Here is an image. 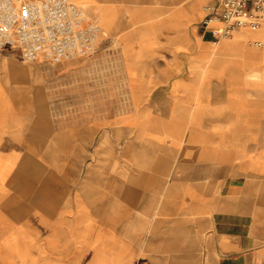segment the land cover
I'll return each instance as SVG.
<instances>
[{"label":"crops","instance_id":"crops-1","mask_svg":"<svg viewBox=\"0 0 264 264\" xmlns=\"http://www.w3.org/2000/svg\"><path fill=\"white\" fill-rule=\"evenodd\" d=\"M77 1L129 82L125 115L110 117L121 134L110 199H86L85 169L39 167L54 125L24 124L20 92L0 77V264H38L59 247L69 264H84L87 250L100 259L89 264H264V29L220 37V22L204 24L215 0ZM71 128L84 154L85 124L63 134ZM119 145L133 194L121 218Z\"/></svg>","mask_w":264,"mask_h":264},{"label":"rangeland","instance_id":"rangeland-1","mask_svg":"<svg viewBox=\"0 0 264 264\" xmlns=\"http://www.w3.org/2000/svg\"><path fill=\"white\" fill-rule=\"evenodd\" d=\"M70 1L80 7L85 19L83 21L85 29L86 24L94 21L87 14V5L78 3L77 0ZM89 34L90 32H86V37ZM90 36L82 54L58 63L26 60L21 52L14 48L0 50V77L4 78L8 92H20L24 124L36 126L39 123L44 125L45 122H52L54 125L53 139H44L43 142L48 151L37 154L39 167L54 168L60 171L58 174H62L65 168L85 169L86 199H101L104 203L110 199L108 173L111 140L118 135L120 142L121 137L119 127L116 128L111 123L110 117L125 115L129 82L125 78L116 50L112 52L107 48L99 50V41L91 43ZM26 105H29L28 111L25 109ZM77 124H85V153L80 155L72 146L73 140L77 139L78 130L71 128L69 132L66 130L63 134V127H73ZM125 151L123 145H119L117 162L114 161V169L118 170V191L117 194L114 193V197H117L120 218L127 215L125 207L133 195L131 189L126 186ZM54 180L59 181L55 183L57 187L63 186L61 182L63 176H56ZM70 185L72 187L74 184ZM26 189L24 187V190ZM25 211L27 215L29 210ZM102 227L109 228V224H103ZM118 228L119 233L125 234L127 228L128 234L133 233L132 225H119ZM146 232L147 230L144 233ZM137 243L140 252L142 241L139 240ZM42 244L43 250H47L45 243ZM96 245L99 246L97 241L87 242V247H91L92 250ZM10 247H14V240L6 241V248ZM59 252L60 247L53 252L43 251L38 264H69L68 258L60 256ZM89 252L86 251L84 264H89L91 258L100 262L97 256L93 257V251L91 254Z\"/></svg>","mask_w":264,"mask_h":264},{"label":"built area","instance_id":"built-area-1","mask_svg":"<svg viewBox=\"0 0 264 264\" xmlns=\"http://www.w3.org/2000/svg\"><path fill=\"white\" fill-rule=\"evenodd\" d=\"M79 8L70 0H0V50L18 49L24 59L39 62L78 57L98 30L94 21L83 28ZM210 21L221 23L217 34L224 38L241 28L264 29V0H215L207 6L204 24Z\"/></svg>","mask_w":264,"mask_h":264},{"label":"bare ground","instance_id":"bare-ground-1","mask_svg":"<svg viewBox=\"0 0 264 264\" xmlns=\"http://www.w3.org/2000/svg\"><path fill=\"white\" fill-rule=\"evenodd\" d=\"M73 4L76 5L75 3H73ZM94 37H95L94 35L90 37L89 40H90L91 43H93V42L95 41V38H94ZM92 49H93V48H92Z\"/></svg>","mask_w":264,"mask_h":264}]
</instances>
